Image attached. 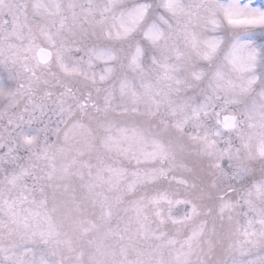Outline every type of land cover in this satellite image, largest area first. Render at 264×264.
I'll use <instances>...</instances> for the list:
<instances>
[{
  "label": "snow or ice",
  "instance_id": "6c2138e0",
  "mask_svg": "<svg viewBox=\"0 0 264 264\" xmlns=\"http://www.w3.org/2000/svg\"><path fill=\"white\" fill-rule=\"evenodd\" d=\"M0 264H264V0H0Z\"/></svg>",
  "mask_w": 264,
  "mask_h": 264
},
{
  "label": "rangeland",
  "instance_id": "374dc122",
  "mask_svg": "<svg viewBox=\"0 0 264 264\" xmlns=\"http://www.w3.org/2000/svg\"><path fill=\"white\" fill-rule=\"evenodd\" d=\"M121 215H123V213H121ZM126 219H127V217H125V220H126ZM117 226H119L121 229H123V227H124V223L121 222V221H119V219L114 218L113 221H112V223H111V227L116 228ZM102 231H103V229H102ZM128 235L131 236L132 233L129 232ZM133 239H135V238L133 237ZM105 243H107V244H111V243H112V240H111V239L106 240Z\"/></svg>",
  "mask_w": 264,
  "mask_h": 264
},
{
  "label": "clouds",
  "instance_id": "9594fccd",
  "mask_svg": "<svg viewBox=\"0 0 264 264\" xmlns=\"http://www.w3.org/2000/svg\"><path fill=\"white\" fill-rule=\"evenodd\" d=\"M132 228L134 229V225L132 226ZM132 235H133V237L135 238V236H134V232H132Z\"/></svg>",
  "mask_w": 264,
  "mask_h": 264
}]
</instances>
